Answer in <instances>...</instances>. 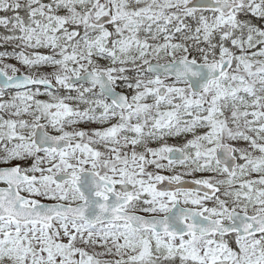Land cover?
<instances>
[{"label": "snow or ice", "instance_id": "1", "mask_svg": "<svg viewBox=\"0 0 264 264\" xmlns=\"http://www.w3.org/2000/svg\"><path fill=\"white\" fill-rule=\"evenodd\" d=\"M0 264H264V0H0Z\"/></svg>", "mask_w": 264, "mask_h": 264}]
</instances>
